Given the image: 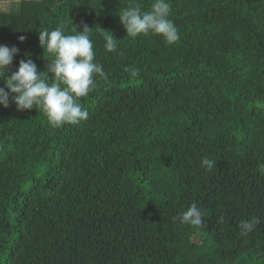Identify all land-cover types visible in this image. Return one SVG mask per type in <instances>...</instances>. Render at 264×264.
Segmentation results:
<instances>
[{"label": "trees", "instance_id": "trees-1", "mask_svg": "<svg viewBox=\"0 0 264 264\" xmlns=\"http://www.w3.org/2000/svg\"><path fill=\"white\" fill-rule=\"evenodd\" d=\"M152 2L0 12V42L19 49L11 71L30 58L51 82L38 31L86 24L108 77L81 98L88 118L77 124L0 106V264H264V0H169L175 44L127 36L120 12ZM193 203L203 228L180 223Z\"/></svg>", "mask_w": 264, "mask_h": 264}, {"label": "clouds", "instance_id": "clouds-1", "mask_svg": "<svg viewBox=\"0 0 264 264\" xmlns=\"http://www.w3.org/2000/svg\"><path fill=\"white\" fill-rule=\"evenodd\" d=\"M171 4L169 0H153L150 10L143 11L136 3L124 8L120 14V23L127 36L133 38L140 34H157L167 44H175L180 40L177 26L169 18ZM76 34L66 35L63 25L53 30L44 28L38 31L41 48L51 54L54 59L47 64V73L52 74L51 82L44 71H38L36 63L30 58L19 61L18 69L11 71L13 58L18 55L16 46L0 44V106L8 108L10 101L18 111L39 107L47 116L49 124L58 128L64 124H77L87 120L88 112L81 104L96 87V77L107 80L103 66L95 61L93 41L89 36L91 29L84 24L82 31L73 29ZM23 42L25 37L21 36ZM113 36L106 39L105 50L116 52L117 43ZM131 77L139 75V70L126 67ZM216 161L207 157L201 160V166L211 170ZM264 171V165L261 166ZM180 223L203 228V211L193 203L187 210L179 214ZM260 223L259 218L240 223V234L252 232Z\"/></svg>", "mask_w": 264, "mask_h": 264}, {"label": "crops", "instance_id": "crops-1", "mask_svg": "<svg viewBox=\"0 0 264 264\" xmlns=\"http://www.w3.org/2000/svg\"><path fill=\"white\" fill-rule=\"evenodd\" d=\"M40 2L42 0H0V12L9 13V14H21L23 2ZM0 44L8 45L9 47L16 46L15 42L7 41L0 42Z\"/></svg>", "mask_w": 264, "mask_h": 264}, {"label": "rangeland", "instance_id": "rangeland-1", "mask_svg": "<svg viewBox=\"0 0 264 264\" xmlns=\"http://www.w3.org/2000/svg\"><path fill=\"white\" fill-rule=\"evenodd\" d=\"M194 238H195L196 240H198V241L201 240V238H200L199 236H195Z\"/></svg>", "mask_w": 264, "mask_h": 264}]
</instances>
